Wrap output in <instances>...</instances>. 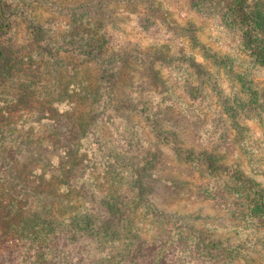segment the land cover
Masks as SVG:
<instances>
[{
  "label": "trees",
  "instance_id": "1",
  "mask_svg": "<svg viewBox=\"0 0 264 264\" xmlns=\"http://www.w3.org/2000/svg\"><path fill=\"white\" fill-rule=\"evenodd\" d=\"M77 1L79 5L64 9L72 10L69 20L52 23L26 20L27 11L12 14L20 7L7 9L0 0V38L17 29L27 35L21 47L0 42V254L11 256L9 264H47L60 244L92 241L113 251L91 264H111L116 257L125 259L123 264H251L249 246L204 235L177 214L158 208L150 195L161 180V148L196 178V198L212 201L254 231H264V187L239 164L228 163L219 149L189 148L178 138L177 124L162 109L170 110L165 104L171 102L172 89L160 94L168 83L162 75L169 63L167 51L115 43L107 31L106 6ZM182 1L234 40V54L221 58L205 50L196 36L199 28L191 21L180 26L155 0H145L143 12L154 29L160 21L174 28L182 46L191 51L203 47L215 74L222 69L239 81L229 96L218 86L208 92L196 70L187 75L196 79L186 81L183 91L191 97L204 94L201 102L210 110L212 101L218 104V115L239 136L247 121L263 125L264 101L253 75L264 76V0ZM52 4L46 3V9ZM179 56L207 72L194 53ZM60 108L71 111L75 121L64 137L56 136L57 128L50 137L67 145L47 147L57 154L51 171L28 169L3 141L23 140L21 128L33 113L64 115ZM230 136L229 131L219 134L218 145L230 142ZM99 210L104 211L100 216ZM138 224L145 229L140 238ZM259 261L264 264V255Z\"/></svg>",
  "mask_w": 264,
  "mask_h": 264
},
{
  "label": "rangeland",
  "instance_id": "2",
  "mask_svg": "<svg viewBox=\"0 0 264 264\" xmlns=\"http://www.w3.org/2000/svg\"><path fill=\"white\" fill-rule=\"evenodd\" d=\"M94 5H105L110 11V26L107 28L111 39L122 45L123 43L131 46H141L143 49L149 47L151 50H159L158 53L168 52V65L162 73L163 78L168 81L167 84L160 87V94L167 95V88L172 89L171 102H166L163 112L166 118L172 119L170 123L177 124L175 132L186 147L193 149H203L214 147L222 151L225 160L228 163H237L245 171V173L259 182L264 187V116L263 125L253 121H247L242 125L243 134L238 135L235 129H230L228 120L218 115V104H214L216 109L210 110L203 102L204 94L201 98L188 96L182 86L186 81L195 80L194 76H187L192 71H198L199 81H205L203 87L211 92L217 87L223 91V94L229 96L233 93V87L239 86V81L234 79L233 75L220 69L219 74H215L214 67L210 64V59L206 57V53L189 47L182 46L180 37L174 28H169L160 20L158 25L153 28L150 18L144 15L145 0H89ZM161 3L165 11L170 13L171 20H175L180 26H184L187 21L193 22L199 28L197 37L205 50L218 52L222 58L227 53L234 54V40L226 35V33L212 19H205L196 15L193 10L188 8L187 4L181 0H155ZM26 2V3H25ZM53 2L51 8L46 9V3ZM25 3V4H24ZM4 5L7 9L16 10L14 13L22 14L27 11L23 18L26 20L41 19L49 22L56 20H69L72 10H64L65 7L79 5L77 0H5ZM139 6V7H138ZM138 11L136 12V8ZM27 35L23 31H9L0 38V42L6 46L21 47L26 42ZM184 39V38H183ZM182 39V40H183ZM189 52L194 53L198 62L206 64L204 68L206 73L201 69H193L191 63L185 58H181L180 54L187 55ZM178 56V57H177ZM176 59V60H175ZM182 59V60H181ZM171 61V62H170ZM209 62V63H208ZM243 69V68H242ZM209 73H213L209 79ZM249 77L252 79L251 75ZM254 88L259 92L264 101V76L253 75ZM216 82V83H215ZM246 82V81H245ZM64 98V97H63ZM200 99V100H198ZM66 101V98L64 99ZM216 101V98L213 97ZM64 101V102H65ZM208 103V99H206ZM59 109V108H58ZM63 114L48 115L47 112L39 111L28 116L26 124L21 128L23 140H5L3 146L12 148L18 154V160L22 162L28 169L35 168L51 171L56 160H53L55 152L49 153L47 147H53L54 150L62 149L67 145L61 141L58 144L56 136L64 137L71 124L75 121L71 111L61 109ZM69 112V113H67ZM263 113V112H262ZM177 120V121H175ZM57 126V127H53ZM61 130L56 136L50 137L56 133L53 129ZM231 133L230 142L225 141L224 145H218V135L223 133ZM105 139L111 140V135L104 132ZM53 139V140H52ZM63 145V146H62ZM244 148V150H243ZM36 149V157L32 156ZM60 154V152H58ZM161 161L158 168L159 179L153 192L151 199L153 203L166 212L177 214L180 218L195 229L201 231L206 236L215 237L217 240L225 241L229 245H247L249 262L251 264H259V259L264 255V231H254L245 223H241L237 218L228 215L224 208L216 205L212 201L196 198L193 194V184L196 178H190L187 170L175 157L164 148H161ZM58 154V155H59ZM47 160L53 162L46 163ZM196 174L193 173V176ZM92 195V194H91ZM88 197V196H87ZM96 201L101 200V196L95 195ZM87 199L86 197L83 200ZM104 210V209H103ZM103 210H99V216L103 214ZM145 219L142 217L140 223ZM139 223V224H140ZM146 222L144 221V224ZM137 226L139 238L144 235L143 226ZM113 247L104 245L98 247L92 241L60 244L50 254L47 264H91V261L99 257H105ZM111 251V253H112ZM11 256L3 252L0 254V264H9ZM125 259L116 257L111 264H123ZM101 264V263H97ZM102 264L103 261H102ZM238 264H246L241 260Z\"/></svg>",
  "mask_w": 264,
  "mask_h": 264
}]
</instances>
